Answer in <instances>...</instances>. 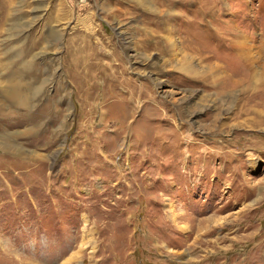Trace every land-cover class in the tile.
I'll return each instance as SVG.
<instances>
[{
	"label": "rangeland",
	"instance_id": "obj_1",
	"mask_svg": "<svg viewBox=\"0 0 264 264\" xmlns=\"http://www.w3.org/2000/svg\"><path fill=\"white\" fill-rule=\"evenodd\" d=\"M0 264H264V0H0Z\"/></svg>",
	"mask_w": 264,
	"mask_h": 264
}]
</instances>
